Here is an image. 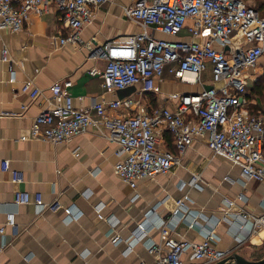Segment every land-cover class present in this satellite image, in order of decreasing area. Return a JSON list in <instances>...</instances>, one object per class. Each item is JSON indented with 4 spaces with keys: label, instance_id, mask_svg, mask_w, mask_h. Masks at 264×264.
Masks as SVG:
<instances>
[{
    "label": "crops",
    "instance_id": "1",
    "mask_svg": "<svg viewBox=\"0 0 264 264\" xmlns=\"http://www.w3.org/2000/svg\"><path fill=\"white\" fill-rule=\"evenodd\" d=\"M136 1L109 0L95 10L92 22L80 32L78 40L65 44L60 38L67 29L61 20L62 11L53 0L41 12H33L19 32L0 31V226L9 211L16 212V226L7 227L3 239L7 245L0 250V264L153 262L156 256L147 245L150 240H163L159 228L162 222L169 225L172 239L203 242L209 237L215 247L232 253L264 243V228L242 240L232 223V213H264V182L246 181L241 169L214 155L204 138L187 149L181 165L171 173L142 180L133 189L114 168L119 160L118 143L97 128L58 144L32 135L35 117L48 104L22 92L26 83L43 89L50 97L56 81L71 79L70 90L79 108L95 100L108 103L131 96L138 105L110 110L125 115L150 113L156 107L174 110L181 94L198 93L212 85L210 70L203 74L202 82H181L168 66L157 79L156 91L144 93L135 86L134 91L123 93L104 88L102 76L90 74L94 68L103 70L106 64L90 56L94 47L142 30V25L124 12ZM248 3L264 11V0ZM156 35L166 37L160 32ZM178 37L188 40V27ZM240 40L236 37L228 50H238ZM3 49L8 50L7 61L1 60ZM246 75L251 108L259 113L264 110L262 69L249 68ZM160 133L161 147L175 150L171 134ZM4 160L22 173V182H13L12 173L2 169ZM19 191L41 193L45 203L59 200L61 209L40 212L35 203L18 205L14 196ZM185 194L189 196L186 211L174 220L176 201ZM135 195L138 197L134 199ZM230 202L234 203L232 208ZM141 222L148 227L147 237L135 241L126 254ZM113 233H119L123 241L112 243Z\"/></svg>",
    "mask_w": 264,
    "mask_h": 264
},
{
    "label": "built area",
    "instance_id": "2",
    "mask_svg": "<svg viewBox=\"0 0 264 264\" xmlns=\"http://www.w3.org/2000/svg\"><path fill=\"white\" fill-rule=\"evenodd\" d=\"M50 0H0V31L19 32L33 12L45 9ZM62 11L61 20L67 33L61 44L77 41L80 32L92 22L95 10L109 0H53ZM249 0H137L126 6L125 15L138 21L142 30L133 35L108 40L94 47L91 57L105 61L103 70L94 68L91 75H101L102 86L118 90L139 86L141 92H154L157 79L166 67L181 82H202L211 71V89L198 93H183L176 109L156 107L150 113L114 114L110 110L131 107L139 102L129 96L115 101H93L87 107H76L71 93L73 81L60 79L51 86L50 97L43 89L26 83L22 92L33 100L48 104L34 119L31 133L55 144L72 140L91 128H97L119 145V160L115 170L121 179L136 189L140 181L167 175L182 163V156L199 138L207 141L214 155L241 169L246 181L264 182V110L251 108L246 70L260 67L264 75V11ZM191 24L188 26V23ZM188 27L190 38L178 36ZM157 32L166 35L158 37ZM240 37L239 49L226 50ZM7 49L1 60L7 61ZM192 77V78H191ZM15 80V75H13ZM194 114V118L189 115ZM171 134L175 150L161 147L160 132ZM4 171L12 173L15 183L23 181L22 173L11 168V162H1ZM196 176L193 183L196 181ZM185 187V183L181 188ZM138 195L134 196V199ZM189 196L177 199L172 219L186 211ZM16 204L35 203L40 212L59 210L56 200L45 203L41 193H15ZM229 203L230 208L233 207ZM230 211L227 212L229 214ZM232 213V212H231ZM237 235L248 240L264 228V213H232ZM16 226V212L9 211L0 226V250L7 227ZM161 242L150 240L147 249L155 261L140 260L137 264H213L232 252L218 249L208 237L203 242L170 238L171 229L162 222ZM145 222L138 226L133 242H128L126 254L135 241L147 237ZM241 240V241H242ZM119 233L111 242L121 243Z\"/></svg>",
    "mask_w": 264,
    "mask_h": 264
},
{
    "label": "water",
    "instance_id": "3",
    "mask_svg": "<svg viewBox=\"0 0 264 264\" xmlns=\"http://www.w3.org/2000/svg\"><path fill=\"white\" fill-rule=\"evenodd\" d=\"M227 49L228 48H226V50ZM211 88H212L211 85L205 86V89H211ZM134 90H135V86L118 89V91L123 92V93L125 92L130 93ZM213 264H264V256L257 260H251L247 258L246 256H244L243 254H241L240 252L236 251V252L231 253L228 257L216 263H213Z\"/></svg>",
    "mask_w": 264,
    "mask_h": 264
},
{
    "label": "rangeland",
    "instance_id": "4",
    "mask_svg": "<svg viewBox=\"0 0 264 264\" xmlns=\"http://www.w3.org/2000/svg\"><path fill=\"white\" fill-rule=\"evenodd\" d=\"M239 252L251 260H257L264 256V243L257 246L247 245Z\"/></svg>",
    "mask_w": 264,
    "mask_h": 264
},
{
    "label": "bare ground",
    "instance_id": "5",
    "mask_svg": "<svg viewBox=\"0 0 264 264\" xmlns=\"http://www.w3.org/2000/svg\"><path fill=\"white\" fill-rule=\"evenodd\" d=\"M192 78V77H191ZM256 241H258V239H256Z\"/></svg>",
    "mask_w": 264,
    "mask_h": 264
},
{
    "label": "trees",
    "instance_id": "6",
    "mask_svg": "<svg viewBox=\"0 0 264 264\" xmlns=\"http://www.w3.org/2000/svg\"><path fill=\"white\" fill-rule=\"evenodd\" d=\"M259 9H261V8H259Z\"/></svg>",
    "mask_w": 264,
    "mask_h": 264
}]
</instances>
